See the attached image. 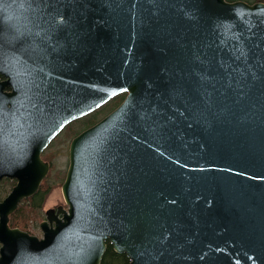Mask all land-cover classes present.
Instances as JSON below:
<instances>
[{
  "label": "water",
  "instance_id": "95a60500",
  "mask_svg": "<svg viewBox=\"0 0 264 264\" xmlns=\"http://www.w3.org/2000/svg\"><path fill=\"white\" fill-rule=\"evenodd\" d=\"M122 92L71 143L68 209L11 227L41 151ZM4 178L0 264H264V2L0 0Z\"/></svg>",
  "mask_w": 264,
  "mask_h": 264
},
{
  "label": "rangeland",
  "instance_id": "374dc122",
  "mask_svg": "<svg viewBox=\"0 0 264 264\" xmlns=\"http://www.w3.org/2000/svg\"><path fill=\"white\" fill-rule=\"evenodd\" d=\"M250 3H254V2H250ZM108 109L110 108H106L105 110L102 111L103 114L98 117V120L101 119L103 116H105L109 112L107 111ZM93 120L94 119H92V121ZM84 128H85V125L83 121H78L70 125L64 130L62 135H60L53 142L49 150H47L45 153L44 157L49 159L52 164V169L50 173L48 174V176L46 177L47 181L44 184V188L48 189L49 193L47 195L45 203L40 209L42 215L33 224H30L29 229H28L29 233L37 237L43 236V231H42L40 224L44 220H46V211L54 207L57 208V206H60V205H64L67 207L64 196H63V192H62V184L64 183L66 173L69 167V144H70L71 138L74 136L73 134L77 132L76 130L80 131ZM8 180L10 182L1 184L2 189H1L0 200L4 199L13 187L11 182L14 180H10V179Z\"/></svg>",
  "mask_w": 264,
  "mask_h": 264
},
{
  "label": "trees",
  "instance_id": "16d2710c",
  "mask_svg": "<svg viewBox=\"0 0 264 264\" xmlns=\"http://www.w3.org/2000/svg\"><path fill=\"white\" fill-rule=\"evenodd\" d=\"M233 1V0H229ZM247 2H264V0H245ZM99 112L94 113L84 120V125L90 127L93 125L99 117ZM92 119H94L92 121ZM92 121V122H91ZM89 123V124H87ZM45 180L40 189L30 198L25 199L21 202L18 209L14 212L10 219V225L14 228H20L24 231H28L30 224H33L41 215V208L45 203L48 195V189L44 188ZM10 182L8 179H4L0 182V195H1V184ZM12 186L16 184V181L11 182ZM101 264H130V259L124 253H117L113 245L107 242L106 251L103 255Z\"/></svg>",
  "mask_w": 264,
  "mask_h": 264
},
{
  "label": "flooded vegetation",
  "instance_id": "af4514ba",
  "mask_svg": "<svg viewBox=\"0 0 264 264\" xmlns=\"http://www.w3.org/2000/svg\"><path fill=\"white\" fill-rule=\"evenodd\" d=\"M8 90H11V89H8ZM127 96V93H121V94H119V95H117V96H115L114 98H112L109 102H107L104 106H103V108H102V110H105L106 108H110V109H108L107 111H109L106 115H108V114H110L112 111H114L123 101H124V99H125V97ZM106 111V112H107ZM72 124H74V123H71L70 125H72ZM70 125H68L67 127H69ZM92 126V125H91ZM90 126V127H91ZM67 127H65V128H67ZM65 128H64V130H65ZM87 128H89V127H86V128H84L83 130H85V129H87ZM64 130H62V132H60L51 142H50V144L44 149V151H42V153H41V158L42 159H44L45 161H47V162H49L50 164H51V162H50V160L49 159H47V158H45L44 156H45V153H46V151L47 150H49V148L51 147V145L53 144V142L60 136V135H62V133L64 132ZM83 130H81V131H83ZM77 132H75L73 135V137L71 138V140H70V144H71V142H72V140L76 137V135H78L77 133H78V130H76ZM70 144H69V148H70ZM3 201V199L2 200H0V202H2ZM55 208V207H54ZM56 209V208H55ZM2 245V244H1Z\"/></svg>",
  "mask_w": 264,
  "mask_h": 264
},
{
  "label": "bare ground",
  "instance_id": "6f19581e",
  "mask_svg": "<svg viewBox=\"0 0 264 264\" xmlns=\"http://www.w3.org/2000/svg\"><path fill=\"white\" fill-rule=\"evenodd\" d=\"M79 89L81 90V89H83V88H79ZM42 107H43L44 110H46V104H45V103L42 104ZM42 151H43V150H42ZM42 151H41V153H42ZM41 153H40V158H41ZM41 159H42V158H41Z\"/></svg>",
  "mask_w": 264,
  "mask_h": 264
}]
</instances>
